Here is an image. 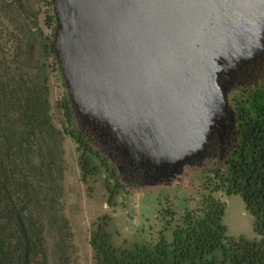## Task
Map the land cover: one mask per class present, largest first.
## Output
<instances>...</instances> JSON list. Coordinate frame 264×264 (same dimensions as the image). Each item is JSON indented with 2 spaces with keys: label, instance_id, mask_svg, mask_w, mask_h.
Instances as JSON below:
<instances>
[{
  "label": "water",
  "instance_id": "1",
  "mask_svg": "<svg viewBox=\"0 0 264 264\" xmlns=\"http://www.w3.org/2000/svg\"><path fill=\"white\" fill-rule=\"evenodd\" d=\"M76 125L118 173L169 180L235 133L228 94L264 77V0H51Z\"/></svg>",
  "mask_w": 264,
  "mask_h": 264
},
{
  "label": "trees",
  "instance_id": "2",
  "mask_svg": "<svg viewBox=\"0 0 264 264\" xmlns=\"http://www.w3.org/2000/svg\"><path fill=\"white\" fill-rule=\"evenodd\" d=\"M47 23L54 26L52 11ZM42 50L54 58L49 44ZM253 74L245 79L249 83H237L228 95L235 115V143L221 163L208 162L192 186L190 206L181 212L170 204L160 206L157 225L129 248L115 247L107 231L108 217L99 218L88 239L93 264H264V83ZM58 108L61 130L51 123L44 85L30 83L21 73H7L0 63V264H48L44 223L51 228L54 249H59V229L67 222L52 210L54 184L42 186L32 177L53 162L62 136L75 144L80 181L87 185L90 179L103 177L109 207L128 189L105 153L76 125L67 97L61 98ZM32 147L40 155L37 161L29 156ZM130 174L135 180L141 176L137 171ZM44 186L52 194L42 198L46 207L38 199ZM217 193L240 196L257 239L226 236L225 204Z\"/></svg>",
  "mask_w": 264,
  "mask_h": 264
},
{
  "label": "rangeland",
  "instance_id": "3",
  "mask_svg": "<svg viewBox=\"0 0 264 264\" xmlns=\"http://www.w3.org/2000/svg\"><path fill=\"white\" fill-rule=\"evenodd\" d=\"M51 11V0H0V63L7 73H21L30 83L44 85L51 123L61 130L63 120L58 105L61 98L67 95L56 61L42 50L43 44L50 45L54 31V26L47 23ZM257 77L255 75V79ZM257 81L264 83V77H258ZM33 142L30 141V144L33 145ZM234 143L235 133H232L225 144L208 152L201 165L185 167L169 180L144 183L140 179L135 180L126 171L119 173L128 189L115 198L113 207H109L105 203L103 177L92 178L84 185L79 178L75 144L69 137L62 136L60 146L53 152V162L33 172L32 177L38 179L42 186L45 183L54 184L52 210L67 222L59 229L57 251L50 240L51 228L43 224L48 264H93L88 245L89 233L92 224L104 216L108 217L107 231L115 247L129 248L140 243L145 239L148 228L157 225L155 216L160 206L170 204L176 212L190 206L192 186L200 180L208 162L221 163ZM32 148L34 154L31 152L29 156L37 161L40 155ZM42 189L38 199L46 207L47 201L42 198L47 190L45 186ZM50 195L47 193V196ZM216 195L225 204L222 222L226 236L257 239L253 232V219L245 210L240 196ZM39 210L45 214L43 208Z\"/></svg>",
  "mask_w": 264,
  "mask_h": 264
},
{
  "label": "flooded vegetation",
  "instance_id": "4",
  "mask_svg": "<svg viewBox=\"0 0 264 264\" xmlns=\"http://www.w3.org/2000/svg\"><path fill=\"white\" fill-rule=\"evenodd\" d=\"M219 145V142L216 139H213L210 143L208 152L214 151Z\"/></svg>",
  "mask_w": 264,
  "mask_h": 264
}]
</instances>
